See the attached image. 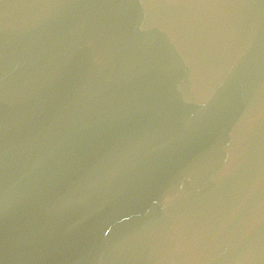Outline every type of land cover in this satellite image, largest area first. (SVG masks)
<instances>
[{
    "label": "water",
    "instance_id": "1",
    "mask_svg": "<svg viewBox=\"0 0 264 264\" xmlns=\"http://www.w3.org/2000/svg\"><path fill=\"white\" fill-rule=\"evenodd\" d=\"M0 264H264V0H0Z\"/></svg>",
    "mask_w": 264,
    "mask_h": 264
}]
</instances>
